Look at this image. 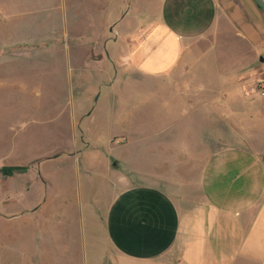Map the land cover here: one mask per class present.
<instances>
[{
  "label": "rangeland",
  "instance_id": "obj_1",
  "mask_svg": "<svg viewBox=\"0 0 264 264\" xmlns=\"http://www.w3.org/2000/svg\"><path fill=\"white\" fill-rule=\"evenodd\" d=\"M90 1L0 0V264H113L105 221L116 185L141 159L153 161L172 130L198 134L201 116L173 122L183 104L169 96L141 106L143 91L117 77L128 46L116 22L128 1L104 0L107 14L100 6L96 19ZM249 95V110L235 105L241 130L264 141V98ZM5 166L26 170L7 176Z\"/></svg>",
  "mask_w": 264,
  "mask_h": 264
},
{
  "label": "crops",
  "instance_id": "obj_2",
  "mask_svg": "<svg viewBox=\"0 0 264 264\" xmlns=\"http://www.w3.org/2000/svg\"><path fill=\"white\" fill-rule=\"evenodd\" d=\"M126 1L115 35L128 57L118 53L117 77L143 91L139 105L171 96L184 105L173 122L202 121L196 138L177 128L169 143L157 140L160 154L116 185L105 221L113 264H264V141L241 130L235 107L249 110L247 90L264 75L263 11L254 0ZM104 2H87L88 17L100 6L106 16ZM98 33L77 35L105 40ZM257 113L264 121V102Z\"/></svg>",
  "mask_w": 264,
  "mask_h": 264
},
{
  "label": "built area",
  "instance_id": "obj_3",
  "mask_svg": "<svg viewBox=\"0 0 264 264\" xmlns=\"http://www.w3.org/2000/svg\"><path fill=\"white\" fill-rule=\"evenodd\" d=\"M247 91L248 94L256 93L264 98V75L260 76Z\"/></svg>",
  "mask_w": 264,
  "mask_h": 264
},
{
  "label": "trees",
  "instance_id": "obj_4",
  "mask_svg": "<svg viewBox=\"0 0 264 264\" xmlns=\"http://www.w3.org/2000/svg\"><path fill=\"white\" fill-rule=\"evenodd\" d=\"M26 168L25 167H21V166H5L2 168V172L4 175L7 176H12L14 175L16 172H21V171H25Z\"/></svg>",
  "mask_w": 264,
  "mask_h": 264
},
{
  "label": "water",
  "instance_id": "obj_5",
  "mask_svg": "<svg viewBox=\"0 0 264 264\" xmlns=\"http://www.w3.org/2000/svg\"><path fill=\"white\" fill-rule=\"evenodd\" d=\"M255 3L261 8V10L263 11L264 13V0H254ZM262 61H264V58H261ZM115 167L118 166L117 162H114L113 164Z\"/></svg>",
  "mask_w": 264,
  "mask_h": 264
}]
</instances>
